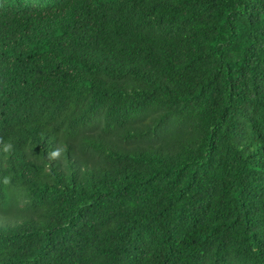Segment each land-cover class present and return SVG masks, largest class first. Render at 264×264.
Masks as SVG:
<instances>
[{"label":"trees","instance_id":"16d2710c","mask_svg":"<svg viewBox=\"0 0 264 264\" xmlns=\"http://www.w3.org/2000/svg\"><path fill=\"white\" fill-rule=\"evenodd\" d=\"M0 264H264V0H0Z\"/></svg>","mask_w":264,"mask_h":264}]
</instances>
